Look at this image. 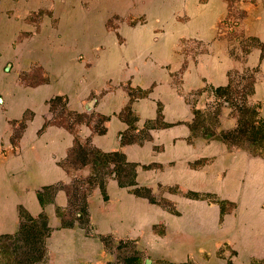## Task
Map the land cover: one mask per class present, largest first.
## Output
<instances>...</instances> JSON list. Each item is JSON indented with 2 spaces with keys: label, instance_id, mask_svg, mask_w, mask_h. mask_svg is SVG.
I'll return each mask as SVG.
<instances>
[{
  "label": "crops",
  "instance_id": "1",
  "mask_svg": "<svg viewBox=\"0 0 264 264\" xmlns=\"http://www.w3.org/2000/svg\"><path fill=\"white\" fill-rule=\"evenodd\" d=\"M41 2L34 0L35 8ZM162 4L158 10L155 0H147L146 23L108 27L104 23L108 12L128 10L82 8L72 0L73 18L58 26L60 34L51 28L50 40L38 33L34 42L15 45L13 32L35 28L7 18L0 21V235L14 233L22 213L31 218L42 215L50 228L52 264H98L101 237L135 238L139 229L147 230L155 222L156 208L133 192L140 186L194 194L217 191L222 189L219 171L226 169L231 192L227 199L238 202L240 215L247 209L252 220L255 215L264 220V158L228 151L219 139L190 136L188 99L193 91L225 86L233 70L255 68L247 102L257 104L264 119V53L260 56L256 46L238 57L227 34L218 32L227 14L225 0H162ZM239 8L236 31L264 44V0H243ZM31 62L44 68L43 81L28 83L18 76L27 73ZM4 63L15 64L14 69L12 65L3 74ZM57 95L65 97L68 111L83 114L72 129L50 122L48 100ZM91 98L92 106L85 109ZM230 110L220 107L216 131L235 126ZM76 142L103 153L119 152L134 167L132 185H119L115 178L102 175L103 191L98 184L90 188L85 203L91 233L74 221L62 225L67 187L74 180H90L94 173L90 163H66ZM228 152L233 154L229 160ZM208 157L213 162L204 165ZM208 181L210 188L204 186Z\"/></svg>",
  "mask_w": 264,
  "mask_h": 264
},
{
  "label": "rangeland",
  "instance_id": "2",
  "mask_svg": "<svg viewBox=\"0 0 264 264\" xmlns=\"http://www.w3.org/2000/svg\"><path fill=\"white\" fill-rule=\"evenodd\" d=\"M33 1L0 0V21L7 18L13 24L23 23L30 25L32 29L35 28V30L24 32L20 30L13 32L16 35L11 38L12 45L24 42V40L34 42V38L38 33L47 34L46 39L50 40L51 28H54L55 32L60 34L58 26L69 23L70 19L73 18L71 10H69V7L73 6L72 0H43L44 2L39 3L40 5L36 8ZM78 1L82 8H88L89 6L99 8L101 5L102 10H128L130 12L125 14L108 12L104 22L108 27H113L119 23L134 25L147 22L145 16L147 0H111L106 4H98V0ZM240 2L242 0H238V3ZM155 4L158 10H162V0H155ZM40 29L42 30L40 31ZM246 37L240 31L227 34L228 41L233 44L232 48L238 57L244 55L239 45L241 40ZM12 65L14 69L15 64L4 63L3 74L10 71ZM17 65L21 67L22 64L18 63ZM29 65L30 69L26 70L27 73L21 71L18 76L27 78L28 83L43 81L46 76L44 68L34 62L29 63ZM36 66L38 67L36 68ZM231 72L230 88L227 94L219 100L221 106L229 107L231 109L230 113L234 114V106L242 98L241 94L245 91L244 87L249 81L248 76L253 81L255 79V68L233 70ZM176 77H178L177 73ZM204 91L191 92L188 96L189 102L192 108L199 110L209 108L208 110L212 111L216 98L210 90ZM134 93L139 95L138 91ZM247 98L248 96H246ZM51 110L52 119L58 117V120H61L60 117L66 115L59 110V107ZM196 130L202 135L200 137L204 138L201 132L202 129L196 128ZM208 131L217 137L223 132L216 131L215 127L214 129L213 127L208 128ZM227 147L228 151L242 150L228 145ZM232 156L233 154L228 152L225 158L229 160V157ZM203 161L204 165L206 163L212 164L213 157L204 158ZM226 163L225 160L224 165ZM114 168L113 162L108 163L106 167L102 164L96 165L90 181H95L96 184V182L102 180L100 179L102 175L116 180L117 178L126 180L130 176V169L126 167L119 171H111L108 174ZM226 173V169H224L219 171L218 175L220 187L223 190L208 189L194 194L189 191L166 189L163 186H159L156 191L147 190L144 186L134 189L133 192L136 195L155 205V222L152 223V227L149 225L147 230L139 229L135 238L130 236L120 238L111 234L101 237L102 250L98 264H126V258H132L128 261L131 262L129 264H145V259H148L149 264H180L186 262L187 264H264V220L257 215L253 216L254 219L252 220L250 218L252 215L246 212L247 209L241 210L240 215V209L236 204L238 202L227 199L226 196L230 195L231 192L227 191ZM86 184V182L74 180L67 187L68 207L65 215L66 219L64 220L72 219V221L82 225L86 233H91L85 203ZM204 186L210 188L212 183L208 181ZM80 214L81 216H79ZM44 228L48 233L42 242L45 261L37 262V264H52V257L48 253L50 228L47 226H44ZM6 243L10 246L12 243L20 245L19 242L15 243L12 238L7 239ZM1 244L0 264H4L5 261L7 262V256L3 253L4 248H1Z\"/></svg>",
  "mask_w": 264,
  "mask_h": 264
},
{
  "label": "trees",
  "instance_id": "3",
  "mask_svg": "<svg viewBox=\"0 0 264 264\" xmlns=\"http://www.w3.org/2000/svg\"><path fill=\"white\" fill-rule=\"evenodd\" d=\"M227 3V14L224 19L218 25V32L229 34L236 31V26L240 20L242 10L239 8L238 0H225ZM243 1V0H242ZM240 48L243 54H246L252 47L258 46L260 48V56L264 53V44L258 42L254 37H246L244 40H241ZM228 73V82L225 86L209 87L211 93L215 96L216 100L213 104V110L209 111L208 109L199 110L192 108V119L190 122V136L198 137L202 136L196 130V128H201L203 136L206 140L209 139H219L226 143L228 146L239 148L249 152L251 155H259L264 157V119L259 116L258 105L250 104L247 102L246 96L250 95L253 87V79L248 76L246 86L244 87L245 91L241 94L242 98L239 100L238 104L234 106V116L236 117L235 126L229 130L223 131L218 137L213 135L208 128L217 127L218 123V114L220 112L221 103L219 98L227 94L231 78ZM133 93V92H132ZM141 93V92H140ZM134 95V93H133ZM49 108L56 109L59 107V110L64 112L66 115L60 117L61 120H58V117L53 118V124L62 125L69 129H72L73 125L79 123L82 120L83 114H76L68 111L65 107V97L64 96H54L48 100ZM126 110V109H125ZM159 116V114H158ZM22 117L16 125L14 135H17L20 127L23 124ZM47 122H44L41 129L45 126ZM98 132H101L102 129H98ZM114 163V169L111 171H119L125 167L130 169V176L126 180H121L117 178L119 185H132L134 184L133 176L134 169L133 164L127 163L124 161V158L119 152H100L91 146L81 143H74L70 148L66 163L68 165H82L85 163H90L92 165V170H95L96 165L102 164L106 167L108 163ZM91 180V179H90ZM86 180L87 183L85 188V194L89 192L90 188L95 184L93 181ZM99 188L103 191L104 180H100L98 183ZM84 197V196H83ZM81 216V214L79 215ZM20 224L18 229L12 234H3L0 235V244L1 248H4L3 253L7 256V262L4 264H37V262L45 261L44 249L42 247V242L47 236L45 231L46 226L45 219L42 215H38L35 218L26 216L23 213L20 216ZM72 219L62 220V225L70 226ZM49 231V230H48ZM12 238L15 243H20L16 245H8L6 240ZM20 252V253H19ZM132 258H126L127 263L129 264ZM180 264H187L180 263Z\"/></svg>",
  "mask_w": 264,
  "mask_h": 264
},
{
  "label": "water",
  "instance_id": "4",
  "mask_svg": "<svg viewBox=\"0 0 264 264\" xmlns=\"http://www.w3.org/2000/svg\"><path fill=\"white\" fill-rule=\"evenodd\" d=\"M6 69V67H5ZM94 98H91L84 106L85 109H89L92 106V103L94 102ZM1 101V99H0ZM145 264H149L148 259H145Z\"/></svg>",
  "mask_w": 264,
  "mask_h": 264
}]
</instances>
